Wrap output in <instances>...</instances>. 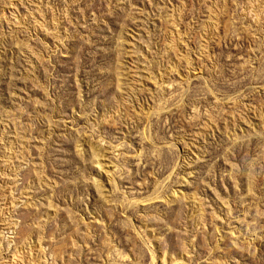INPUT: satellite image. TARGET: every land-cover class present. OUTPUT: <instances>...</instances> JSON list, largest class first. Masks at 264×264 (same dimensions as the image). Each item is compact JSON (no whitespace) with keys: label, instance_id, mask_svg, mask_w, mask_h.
I'll return each mask as SVG.
<instances>
[{"label":"rangeland","instance_id":"374dc122","mask_svg":"<svg viewBox=\"0 0 264 264\" xmlns=\"http://www.w3.org/2000/svg\"><path fill=\"white\" fill-rule=\"evenodd\" d=\"M0 264H264V0H0Z\"/></svg>","mask_w":264,"mask_h":264}]
</instances>
